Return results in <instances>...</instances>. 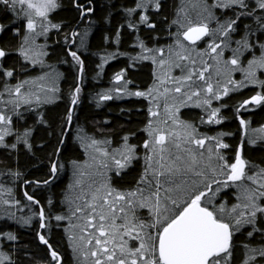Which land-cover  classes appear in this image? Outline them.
<instances>
[{"label":"snow or ice","instance_id":"1","mask_svg":"<svg viewBox=\"0 0 264 264\" xmlns=\"http://www.w3.org/2000/svg\"><path fill=\"white\" fill-rule=\"evenodd\" d=\"M150 4L156 9L162 6L161 0H142L135 8L126 11L131 14L136 9H144L138 23L147 24ZM0 5V16L8 21L7 24L0 23V34L10 30L20 36L19 46L11 50L19 52L25 61H31L33 65L42 64L48 54L47 45L37 40L41 36L47 38L52 29H62L63 22L52 19L54 11L62 7L60 0H0ZM75 6L81 17L88 15L90 19L93 11L90 0L87 6L75 0ZM193 6L202 9L197 20L185 14L172 21L178 26L172 44L154 49L147 48L143 42L140 44L149 54L140 55L137 59L151 60L167 71L155 74L154 84L147 89L126 93L147 97L151 101L149 118L144 125L147 139L142 142L144 165L134 186L119 188L112 183L113 174L122 178L121 174L140 158L138 146L128 142L129 135L134 134H126L123 143L116 147H111L110 139L80 138L89 159L72 162L74 168L80 169L76 183L82 184L85 176L99 179L92 180L89 194L79 198L82 204L69 201L68 217L57 215L55 218L59 221L75 217L82 221L79 225L81 234L71 232L69 239L74 252L83 256L88 264H234V234L239 233L244 225H251L252 231L247 235L252 236L257 231L258 220L264 223V165L247 160L242 143L230 159L225 151L229 145L223 139L229 134L220 132L210 137L201 133L195 122L178 116L180 107L193 103L204 110L206 119L201 117V124H219L224 119L221 108L226 106L221 104L216 107L213 102L249 84L259 85L262 91L240 102L239 108L253 102L264 104V78H261L264 76V42L250 39L252 32L248 25L245 28L249 30L235 41V48H232L233 41L230 39L238 26L237 21L243 16H254L257 30L264 35V0H215L213 4L203 0ZM216 7L231 8L235 18L227 17L220 22L211 10ZM180 11L183 12V9ZM209 19L217 22L215 29L209 27ZM17 23H22L26 29L23 33ZM129 26L136 27L131 23ZM217 33L221 37L219 43L216 42ZM78 35L81 37L79 47L83 48L87 31L81 34L72 30L65 33L63 39L66 44L71 42L75 45ZM206 37V48L197 49L196 42ZM225 49H231L232 53L227 59L224 57ZM166 50L167 56L164 55ZM8 52L9 49L0 46V60L6 58ZM246 52L251 58H245ZM67 54L82 73L84 61L79 51L69 47ZM209 55L214 63L204 59ZM173 68L180 69L182 75L170 77ZM237 70L243 73L241 80L234 79L232 75ZM125 71L121 69L115 74V79L122 81ZM0 72L6 77L14 75V69L4 68L2 63ZM43 79L42 76L18 80L11 86L4 84L3 91H0V144H4L5 137L10 133L17 132V142L23 140L31 148L28 140L32 129L18 132L13 127V116L21 115L22 105L39 106L51 101L53 97L41 94L45 84H40L35 91L30 87L36 80ZM165 84H171V87H165ZM51 91L54 93L57 90L53 87ZM80 91L78 84L71 94L73 106L79 99ZM114 91L119 93L125 89L116 88ZM111 98L106 94L99 95L101 101ZM161 101L166 116L163 120L156 119L160 116ZM72 115L69 110L68 121H71ZM168 120L172 121L171 125ZM240 123L246 125L247 121L240 117ZM10 147L15 149L17 144L13 143ZM56 170L53 164L51 171L55 173ZM231 187L236 189V202L229 204L227 198H223L217 203L222 191ZM27 198L40 204L34 196ZM3 203L18 204L19 201L5 199ZM141 212L146 215L142 216ZM34 215L40 218L39 227L45 228L44 207L40 206L39 212ZM23 223L30 224L31 217H24ZM75 227L77 225L71 226ZM259 231L264 235V228ZM0 237L8 241L16 239L12 232H0ZM39 239L49 249L52 248L45 235L40 234ZM244 247L247 253L240 264L264 262V244ZM51 258L54 264H60V253L54 249L51 250ZM0 264H16L2 242Z\"/></svg>","mask_w":264,"mask_h":264},{"label":"trees","instance_id":"2","mask_svg":"<svg viewBox=\"0 0 264 264\" xmlns=\"http://www.w3.org/2000/svg\"><path fill=\"white\" fill-rule=\"evenodd\" d=\"M74 1L60 0L62 7L52 14L54 22H63L62 29L56 30L59 32V44L55 45L58 59L56 61L54 59V64H58L59 72L62 73L60 101L57 106L47 111L44 117L45 126L39 127L34 134L29 136L28 142L31 144V148H28L26 152L18 151L4 157L2 156L4 152L0 151V158H7L11 162L18 160L16 168L18 167L19 170L26 173L28 180L47 181L46 184L44 183L38 199L40 200L39 205L44 207L48 225L43 234L50 240L49 244H51L52 249L62 255L63 261L61 264H81L73 257V254L76 255V253L73 251L67 235V227L71 226L74 218L59 221L55 218L57 215L68 217L70 214L68 188L72 174V162L80 161L85 157V149L81 146L80 138L110 139L111 147H116L123 143V137L126 134H134L129 135L128 142L138 146L137 151L140 153V158L134 160L129 169L121 174L122 178H118L113 174V182L116 187H133L134 181L138 179L144 165L142 142L146 138L144 125L149 118V101H146L147 98H130L121 102L120 100L125 95L115 96L114 94L109 95L112 97L111 99L101 101L98 94L112 87L115 74L120 72L121 69L126 70L124 74L130 79L129 84L135 85H131L132 87L141 88L152 82V74L155 69L148 61L137 59L133 50L136 42L134 45L133 43L136 37H139L140 40L147 43L155 41L157 44H168L174 38L172 34H174L173 26L175 24L172 21L182 5V0H161L162 6L160 9L152 10L150 8L147 11L149 23L145 24L138 23L141 16L139 9L131 14L126 11V9L135 8V0H93V11L90 19L88 15L81 17L78 14ZM80 3L87 6L85 0H80ZM226 13L222 12V14ZM150 20L155 22L154 27L151 25ZM130 23L136 25V27H130ZM85 29L89 32L86 36L85 47H79L81 39L79 35L75 38V45L71 42L65 43L63 39L65 33L77 30L82 34ZM51 31L48 37L51 36ZM116 36L119 37V40L116 39ZM46 41L47 44L52 45V39ZM69 47L74 51L78 50L84 61L81 82H79V66L67 54V48ZM107 61L111 62L103 70L102 65ZM78 84L81 91L70 129L66 134L69 123L67 112L72 105L71 94ZM226 97L222 99V102L220 101V104L226 106L224 103ZM182 114L186 119L196 121L198 127L199 110L185 108ZM229 125L236 126V123L231 121ZM236 135L239 140L240 135L237 133ZM62 140L64 141L63 144ZM226 140L229 148L225 151L227 156L231 158L235 155L238 147L235 146L236 143L233 138L227 137ZM230 143L235 144L230 145ZM243 154L245 155V152ZM248 157L258 162H264V149L252 148ZM55 162L57 170L56 173H53L51 168ZM52 177L54 180L51 179ZM25 201L28 202V206L39 209V205L31 204L32 202L28 199ZM141 215L144 216L146 213L141 212ZM4 216L5 212H1L0 218ZM256 227L257 231L253 232L252 236L247 235L252 229H242L243 227L241 228V234L234 236L233 242L236 246L234 264H240L245 258V245L259 247L264 244V235L259 231V229L264 228V223L258 220ZM13 230L18 234L20 240H27L25 243L18 245V249L14 251L15 260L18 264H37L35 261L37 252L42 254L44 264L53 262L47 246L38 243L39 238L36 233H22L21 226ZM259 240L260 242H258ZM20 255L22 258L19 257ZM73 258L74 262L71 261Z\"/></svg>","mask_w":264,"mask_h":264},{"label":"flooded vegetation","instance_id":"3","mask_svg":"<svg viewBox=\"0 0 264 264\" xmlns=\"http://www.w3.org/2000/svg\"><path fill=\"white\" fill-rule=\"evenodd\" d=\"M86 4L88 5L89 0H85ZM75 2V1H74ZM91 2V7L93 6V0H90ZM254 7V5H252ZM2 7V5H0ZM152 10H157L156 8H152ZM148 11V10H147ZM237 11H243V9H237ZM222 12H227L226 14H222ZM257 14L258 11H257ZM9 16L11 17L12 14L9 13ZM216 17L220 22H224V20L227 17H232L233 16V10L231 8L224 9V8H219L216 7ZM14 18V17H13ZM152 20V19H151ZM150 20V21H151ZM151 25H155V22L151 21ZM0 23H5L7 24L8 21L5 20L2 16H0ZM212 24V25H211ZM211 24H209L210 28L215 29L217 27V22L214 20ZM237 27L236 31L231 33L230 39L233 41L232 43V48L236 47L235 41H238L241 39V37L245 34V31H248L249 29L245 28V25L250 26V30L252 32V35L250 36V39L252 41H255L257 39L261 40L264 42V35H261V32L257 30L258 25L257 22L255 21L254 16H243L241 17L240 20L237 21ZM18 27H21V32L23 33L26 29L23 27L22 23H17ZM217 36V43H219V39L221 38L219 36V33L216 34ZM58 38H59V32L56 31V29H52L51 31V36H47V39H52V45L47 44L46 38L41 36L38 38L37 42L40 44H46V51H47V56L43 58V63H37L33 65L31 61H25L21 54L16 51H12L11 49H14L19 46L20 44V36L15 35L12 31L8 30L5 31L3 34H0V46H4L7 49H9L8 55L6 58L3 60H0V63L3 64L4 68H12L14 69V75L12 77H6L3 75L2 72H0V91H3V86L5 83H7L9 86L15 84L18 80H25V79H30V78H36V77H42L45 74H51L52 79L50 81V84H45L47 89L51 91V89L54 87L57 91L52 92L51 91V101L44 102L40 104L39 106L37 105H32L31 107L22 105L20 109L21 115H14L13 116V127L18 130V132L22 133L24 129H32L31 134H34L35 131L39 127H44V117L47 114V111L58 105L60 101V76H59V68L58 64L55 65V61L58 59V52L56 49V44L58 43ZM119 37L116 36V39ZM208 37L205 39L201 40L198 45L204 44ZM191 44V42H188ZM137 49V47H133V50ZM53 50V52H52ZM225 57L228 58L231 56V49H225ZM257 55L259 52L257 51ZM51 57V58H50ZM245 58H251V55L249 52L245 53ZM55 59V61H54ZM139 60V59H138ZM143 60V59H142ZM140 61V60H139ZM143 61H148L151 65L152 62L149 60H143ZM111 61L105 62L102 66V69L105 70V68L108 66V64ZM152 68L153 65H152ZM64 74V73H63ZM152 77L154 79V73L152 74ZM243 78V73L237 70L234 72V79L236 80H241ZM261 78H264L262 76ZM152 79V81H153ZM116 80V79H115ZM113 80V83L114 81ZM129 78L124 74L123 81H128ZM43 80H36L34 84L30 85L33 91H35L37 88H39L40 84L42 83ZM152 82L146 84L145 86L141 87V89L147 88ZM135 86L134 84H130ZM139 88V87H136ZM23 91V90H22ZM257 91H262L261 87L259 85H252L249 84L244 88H239V89H234L229 92L228 96L224 99V103L226 104V107L221 108V114L224 117V119L221 121L219 124H201L200 119L198 120V128L201 131H206L209 132L212 135H216L217 133L223 132L229 135H226L223 137L225 142L227 141V137L233 138V141L236 143H230L235 144L238 148L240 147L241 143L243 144V153L245 152L244 157L249 160L254 162L255 164L258 165H264V162H258L257 160H254L252 158H249L248 155L250 153V150L252 148H262L264 149V104H255L254 102L251 103L250 105H246L243 108H239V103L242 102L245 99H249L252 95H254ZM43 95V92H41ZM5 96H7V93H5ZM49 96V95H48ZM134 99V98H147V97H137V96H127L125 95L120 101L124 102L128 99ZM224 98V97H223ZM222 98V99H223ZM221 99V102H222ZM146 101H149L148 98ZM214 103L218 104V107L221 105L219 104L220 101H214ZM199 110L200 118L204 117L203 116V111ZM237 109L239 111L237 112ZM225 113V114H223ZM42 115V119H41ZM240 117H243L245 121H247V124H241L240 123ZM206 119V117H205ZM73 120V119H72ZM233 121L236 123V126H230L229 123ZM107 122V121H106ZM105 122V123H106ZM255 122V124H254ZM238 129V130H237ZM253 129H258L259 134H254V137L250 139L251 133H253ZM237 134L240 135L239 140L237 138ZM17 132H12L8 136L5 137V142L4 144H0V151L4 152L3 157L6 155H11L12 153L15 154L18 151H23L26 152L28 147L26 146L25 142L23 140L17 142L16 140V135ZM243 134V137H242ZM246 135V136H245ZM243 138V140H241ZM238 140V142H237ZM255 141V143H252V141ZM16 143L17 147L15 149L11 148L10 145ZM232 158V157H231ZM230 158V159H231ZM11 163V164H10ZM2 165V166H1ZM16 165H18V160L10 161L7 158H0V186H3V188H0V215L1 212L8 213V215H5L4 217L0 218V230L1 232H12L15 234L16 239L12 241H8L6 238L2 237L0 239V242L3 243L4 249L8 251L13 259L15 260L16 256L14 255V251L18 249V245H21L25 243L27 240H20L18 237V234L15 233L13 229L21 226V231L22 233H36V235L39 238L40 234H43V231L47 229L48 225L46 223V217L44 219V223L46 225L45 228H40L39 227V217L34 215L35 213H38L40 210V205L39 209H36L33 206H28V202L25 200L28 199V196H34L36 200L40 198V193L43 190L44 183L41 181V183H36L37 180H28L26 173L22 172V170H19L18 167L16 168ZM19 172V175H16V173ZM54 180V179H53ZM4 189H11L10 192L5 191ZM235 193L236 189L235 187H231L230 189H224L220 196L217 197V203L220 202L221 199L227 198L228 202L230 203L231 200L235 199ZM8 199V200H15L19 201L18 204H4L3 200ZM40 201V200H39ZM32 202L31 204H36L35 201H30ZM3 215V214H2ZM31 216V223L30 224H25L23 223V218ZM15 217V218H13ZM242 229H247L251 230L252 226L251 225H244ZM237 234H241V230L239 233L234 234V236H237ZM44 235V234H43ZM38 243L41 244L42 246H47L44 244L43 241L38 239ZM48 240V239H47ZM234 240V237H233ZM50 240H48L49 242ZM260 242V240L258 241ZM47 249L50 251L51 255V249ZM40 252V251H39ZM247 253V249H245V254ZM24 257L27 258V256L23 255ZM61 259L63 261L62 255ZM21 257V255L19 256ZM73 257L76 258L75 260L81 264H88V262L82 260L80 261L77 259L76 255L73 254ZM22 258V257H21ZM74 258L71 259L72 262H74ZM35 261L37 264H44L43 263V256L41 253L37 252V255L35 256ZM259 259V258H257ZM18 260V259H17ZM16 261V260H15ZM18 264V262L16 261ZM62 263V262H61ZM49 264H54V261ZM74 264V263H72Z\"/></svg>","mask_w":264,"mask_h":264},{"label":"rangeland","instance_id":"4","mask_svg":"<svg viewBox=\"0 0 264 264\" xmlns=\"http://www.w3.org/2000/svg\"><path fill=\"white\" fill-rule=\"evenodd\" d=\"M135 2L137 4L139 2H142V0H135ZM202 2H203V0H182V3H181L182 5L178 9V11L176 13V16H175V19H177L178 16L182 18L185 14H187V17L188 18H190V19H192L194 21L197 20L198 19V13H201L202 12V9H201V7H194L193 5L194 4H198V3H202ZM213 2H215V0H207V3L208 4H213ZM150 8H154V7L151 6V4H150L147 10H149ZM181 9H183V12L180 11ZM139 10L141 11L140 12V15H143L144 14V9H139ZM211 10L215 14V8H213ZM203 15L206 16L207 14L206 13H203ZM215 16H216V14H215ZM213 21L214 20L209 19V24H211ZM173 27H174V34H175L177 32L178 26L175 24ZM85 31H87V30L85 29ZM87 33H89V32L87 31ZM174 34H172L174 36L173 40L170 39L171 41H169L168 44H166V45H169V44H172L173 43V41L176 38ZM136 35H137V33H136ZM135 42H136V45H134ZM141 42H143L144 45L147 48H151V49H154V48H157V47H164V46H166L164 44H157L155 41H153L152 43H147V42H145L143 40H140L139 37H136V39H135V41L133 43V45L135 47H137V49L134 50V52L136 54V57H138L140 55H148L149 54V53L144 52V49L141 48V46H140ZM199 42L196 43V48L197 49H205L206 46H207V43H208V39L202 45H198ZM164 55L167 56V50L165 51V54ZM193 55H195V54L193 53ZM224 57H225V54H224ZM204 59L207 60L208 63H214V61H212L210 59V55L209 56H205ZM225 59H227V58L225 57ZM139 60H142V59H139ZM149 61H151V60H149ZM151 62H152V65H153V67L155 69L154 78H155V74H159V73H161L163 71H167L166 68L165 69H161L153 61H151ZM197 67H199V63L197 64ZM169 75H170V77H179L180 75H182V73H181V70L180 69L173 68L172 71H171V73ZM206 75H207V73H206ZM232 75L234 77V73ZM59 76H60V81H61V79H62V73L61 72H59ZM43 77H44V79H43L42 83H44L46 85L47 84H50V82H46V81H50L52 79V75L51 74H47V75H43ZM153 84H154V79H153L152 83L149 86H151ZM164 86L165 87H171V84H165ZM116 88H124L125 91L124 92L117 93L116 91H114ZM147 88H145V89H147ZM145 89L132 87L129 83L125 84L123 80L122 81L115 80L114 83H113V85H112V87H110L108 89H105L102 92H99L98 97H99L100 94H106V95L114 94L115 96H121V95L134 96V95H128L126 93L127 92H134L136 90H145ZM42 92H43V95H49V96L51 95V91L48 90L47 87ZM150 104H151V101H149V103H148V108H149ZM213 106L218 107V104L213 102ZM185 108H198V109L202 110L203 113H204V110L201 109L200 107H198L197 105H195L193 103H186L185 106L180 107V110H179V113H178L179 118L182 119V120L190 121V120L186 119L185 117H183L182 112H183V110ZM191 112H193V111H191ZM203 116H204V118L206 117L205 116V113L203 114ZM148 117H149V113H148ZM165 118H166V116H165V112H164L163 101H161L160 102V116L157 117L156 119L163 120ZM193 122L196 123V121H193ZM168 124L171 125L172 124V121L171 120H168ZM199 131L201 133L207 134L210 137L215 135V134L212 135V134H210L209 132H206V131L205 132L204 131H201V130H199ZM257 132H259L258 129H253V133H251L250 139H252V137H254V134H259ZM242 136H243V134H242ZM145 139H147V133H146V138ZM109 150H111V149H109ZM88 159H89V154L85 151V157L82 160H80V161L82 162V161H85V160H88ZM79 171H80V169L74 168V166L72 164V174H71V177H70V185H69V188H68V194L70 195L68 202L70 200H72V201H75V203L82 204V201L79 198L82 195H84V194H89L88 193V190H89V188L91 186L92 180H98L99 177H96V176H92V177L85 176V177H83V183L82 184H77L76 183V180L79 178ZM74 173H76V174L74 175ZM112 183L114 184L113 179H112ZM213 187H215V186H213ZM235 202H236V198L232 202H230L229 204L235 203ZM73 220L74 221H72L71 226L72 225H77V227L71 228L70 225H69V227H67V235H68V237H70L71 232H75L77 235H80L81 234L80 233V227H79V225L82 223V221L78 220L75 217H74ZM70 229H71V231H70ZM2 232H4V231H2ZM0 239H2V237H0ZM69 241L71 243V240L70 239H69ZM76 255L78 256L77 259H79L80 261L84 260L83 256L78 255L77 253H76ZM261 264H264V262H262Z\"/></svg>","mask_w":264,"mask_h":264},{"label":"water","instance_id":"5","mask_svg":"<svg viewBox=\"0 0 264 264\" xmlns=\"http://www.w3.org/2000/svg\"><path fill=\"white\" fill-rule=\"evenodd\" d=\"M204 39V38H203ZM197 42H199V41H197ZM196 42V43H197ZM79 81L81 82V72H80V79H79ZM78 101V100H77ZM76 104H77V102H76ZM76 104L73 106V105H71V108H70V110L72 111V113H74V111H75V107H76ZM72 118H73V115H72ZM72 120V119H71ZM69 127H70V124H69V126H68V128H67V130H66V134L68 133V131H69ZM65 139V138H64ZM64 143V141L62 142V144ZM55 165H56V162L54 163ZM51 179H53V177L51 178ZM61 262H62V259L60 260V264H61Z\"/></svg>","mask_w":264,"mask_h":264},{"label":"bare ground","instance_id":"6","mask_svg":"<svg viewBox=\"0 0 264 264\" xmlns=\"http://www.w3.org/2000/svg\"><path fill=\"white\" fill-rule=\"evenodd\" d=\"M80 82V81H79ZM74 114V113H73ZM73 119V118H72ZM71 122H72V120L71 121H69V123H68V126H69V124H70V126H71ZM67 126V127H68ZM69 129H70V127H69ZM64 137V136H63ZM63 141V140H62ZM56 173V172H55ZM50 182V181H49Z\"/></svg>","mask_w":264,"mask_h":264}]
</instances>
